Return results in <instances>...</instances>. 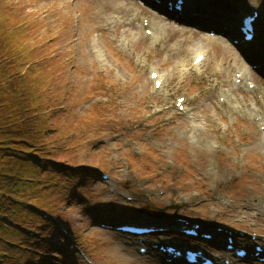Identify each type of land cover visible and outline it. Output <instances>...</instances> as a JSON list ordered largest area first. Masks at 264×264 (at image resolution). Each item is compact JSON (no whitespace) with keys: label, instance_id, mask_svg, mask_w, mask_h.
<instances>
[{"label":"rangeland","instance_id":"374dc122","mask_svg":"<svg viewBox=\"0 0 264 264\" xmlns=\"http://www.w3.org/2000/svg\"><path fill=\"white\" fill-rule=\"evenodd\" d=\"M196 1V16L180 20L139 0H6L25 18L34 60L47 61L54 76L46 90L56 105L50 135L67 146L56 150L52 172L92 173L76 192L67 186L72 191L50 202L54 212L26 205L38 207L30 217L48 219L46 226L13 224L39 264H163L150 248L138 252L146 242L101 226L142 214L168 231L141 239L194 242L213 257H225V235L184 241L171 227L175 217L194 219L205 232L224 226L237 245L244 242L237 231L264 241V70L252 69L264 62V0ZM252 8L259 12L257 39L240 50L231 42L233 21ZM196 25L221 39L206 40ZM195 53L202 62L192 63ZM177 97H184L182 111Z\"/></svg>","mask_w":264,"mask_h":264},{"label":"trees","instance_id":"16d2710c","mask_svg":"<svg viewBox=\"0 0 264 264\" xmlns=\"http://www.w3.org/2000/svg\"><path fill=\"white\" fill-rule=\"evenodd\" d=\"M5 3L0 0V264H39L42 258L22 244L30 239L17 238L13 224L46 226L48 219L30 217L38 207L31 211L26 205L54 212L57 203L50 202L72 191L67 186L76 192L92 173L52 172L56 150L64 145L60 135L54 140L50 135L56 130L51 123L56 105L51 103L53 92L46 90L54 76L45 69L47 61L34 60L33 46L22 31L25 18L15 16ZM43 191L47 194L37 195Z\"/></svg>","mask_w":264,"mask_h":264},{"label":"bare ground","instance_id":"6f19581e","mask_svg":"<svg viewBox=\"0 0 264 264\" xmlns=\"http://www.w3.org/2000/svg\"><path fill=\"white\" fill-rule=\"evenodd\" d=\"M191 3H189V5L186 7V9H184V11H187L186 12V15H189L190 14V12H191V5H190ZM194 5V4H193ZM195 7H196V5H194ZM189 10V11H188ZM184 11H182V13L184 14ZM184 16V15H183ZM234 22V21H233ZM172 26V27H171ZM175 27H177V26H175V25H169V29H175ZM206 37H205V39L206 40H208V41H213V39H210L208 36H209V32H207L206 34ZM218 40V39H217ZM262 93H264V88H262ZM263 106H264V104H263ZM263 117V116H262ZM263 132V131H262ZM263 143H264V141H263Z\"/></svg>","mask_w":264,"mask_h":264}]
</instances>
